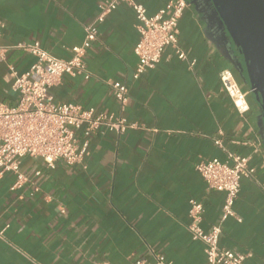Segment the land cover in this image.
<instances>
[{"label": "crops", "instance_id": "0c3cea01", "mask_svg": "<svg viewBox=\"0 0 264 264\" xmlns=\"http://www.w3.org/2000/svg\"><path fill=\"white\" fill-rule=\"evenodd\" d=\"M104 0H0V99L16 106L13 70L26 72L36 57L16 45L39 41L62 59L85 38L84 26ZM148 15L167 0H136ZM189 2L179 21L176 49L139 79L134 11L120 4L99 25L86 55L90 78L65 74L51 88L58 103H77L125 117L135 126L122 134L103 128L90 139L80 164L25 157L29 182L18 190L15 175L0 179V264H133L160 254L171 264H204L202 242L188 229L189 201L204 205L202 227L220 222L224 193L210 189L196 168L201 161L249 159L234 203L236 217L222 223L220 246L264 264V116L248 95L239 113L223 90L220 72L233 71L249 92L245 61L211 0ZM194 61L195 64L190 63ZM109 82L128 86L124 110ZM220 140L221 146L216 144Z\"/></svg>", "mask_w": 264, "mask_h": 264}, {"label": "built area", "instance_id": "2783aa9c", "mask_svg": "<svg viewBox=\"0 0 264 264\" xmlns=\"http://www.w3.org/2000/svg\"><path fill=\"white\" fill-rule=\"evenodd\" d=\"M122 3L134 11L139 35L135 45L138 64L134 79H139L147 70L155 68L169 46L176 49L179 58L187 59L186 53L178 45L179 21L189 5L187 0H167L165 6L154 15H148L146 7L136 0H104L96 17L84 26V41L72 47L73 54L69 59L54 56L39 41L16 45L33 54L36 60L24 73L13 70L12 89L19 96L17 105L9 106L0 99V179L6 173L14 174L12 190L21 189L29 182L22 171V160L25 157L42 159L50 168H54L59 160L73 166L82 163L91 137L101 129L107 128L122 134L127 128L135 126L123 116L99 111L94 107L58 103L51 92V88L65 74L90 78L87 52L99 39V25ZM0 26H3L2 21ZM1 51L6 49L0 47ZM190 64L194 65L195 62ZM220 80L236 110L241 114L246 113L250 109L249 92L239 85L233 71L223 69ZM109 83L113 97L124 110L128 102V86L121 82ZM216 144L221 146L220 140H216ZM229 157L233 160L232 165L218 158L201 161L196 165L208 187L224 193L220 222L207 230L201 224L204 205L194 199L189 201L188 229L192 239L204 245V264H247L250 256L220 246L222 223L229 217L241 221L235 214L234 203L240 193L243 178L252 176L255 171L249 166L248 158L232 154ZM133 264L171 263L157 254L153 261L139 258Z\"/></svg>", "mask_w": 264, "mask_h": 264}, {"label": "water", "instance_id": "95a60500", "mask_svg": "<svg viewBox=\"0 0 264 264\" xmlns=\"http://www.w3.org/2000/svg\"><path fill=\"white\" fill-rule=\"evenodd\" d=\"M245 61L249 94L264 116V0H211ZM189 3V2H188Z\"/></svg>", "mask_w": 264, "mask_h": 264}]
</instances>
